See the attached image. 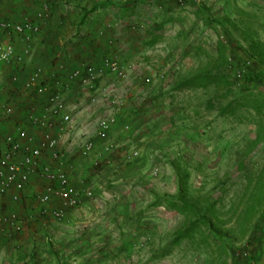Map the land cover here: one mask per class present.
<instances>
[{"label": "rangeland", "instance_id": "374dc122", "mask_svg": "<svg viewBox=\"0 0 264 264\" xmlns=\"http://www.w3.org/2000/svg\"><path fill=\"white\" fill-rule=\"evenodd\" d=\"M65 1L0 0V21L37 22L46 4L48 17L38 22L49 25ZM75 3L119 35L94 47L100 63L79 54L67 70L58 58L47 76L49 87L69 86L73 123L60 131L58 149L83 207L61 221L43 216L41 186L27 188L3 207L22 230H0V264H264V0ZM108 58L128 68L126 79L108 74L93 90L68 83L72 71ZM21 64L0 62V103L15 110L0 113V147L11 124L29 115L7 98ZM117 107L129 120L116 115L102 143L110 148H102L98 123ZM88 141L94 149L84 157Z\"/></svg>", "mask_w": 264, "mask_h": 264}, {"label": "built area", "instance_id": "2783aa9c", "mask_svg": "<svg viewBox=\"0 0 264 264\" xmlns=\"http://www.w3.org/2000/svg\"><path fill=\"white\" fill-rule=\"evenodd\" d=\"M48 10L49 6L45 4L38 13L36 21L48 17ZM37 22L29 18H24L19 22L0 21V32L8 38L7 41L0 42L1 63L15 61L19 64L23 63L24 58L21 54L18 55L12 39L19 37L27 46L24 54H28L33 39L41 32V26ZM127 71L128 68L122 65L117 58H108L98 67L83 66L72 71L68 76V83L73 82L85 89L93 90L105 80L108 74L119 79H126ZM46 77L42 69H37L26 83L27 90L44 97L43 107L38 113L34 112L28 116V125H19L14 132L7 134L3 138L4 146L0 147V226L3 225L5 229L13 232H20L22 223L16 213L8 215L3 213L2 199L13 193V201L19 202L33 176L40 177L45 182L44 192L40 196L43 216L49 215L56 220H63L66 218L68 209L77 208L80 205L82 196L80 191L73 186L62 162L63 155L58 149L60 131L62 132L65 126L73 123V112L67 104L64 93L69 86L65 85V87L62 82L57 81L49 87L46 84ZM1 80L0 74V84ZM13 81L17 82L18 78H13ZM0 113L12 116L15 110L10 105L0 103ZM116 119V116H111L99 121L97 132L100 139L108 138ZM29 128L37 132L33 135L29 132ZM93 149L94 143L88 141L82 149V155L84 157L91 155ZM138 155L139 153L135 152L133 157H138ZM51 162L57 165L53 167ZM84 195L91 197L92 192L87 191ZM54 199L59 201V208L50 207Z\"/></svg>", "mask_w": 264, "mask_h": 264}, {"label": "crops", "instance_id": "0c3cea01", "mask_svg": "<svg viewBox=\"0 0 264 264\" xmlns=\"http://www.w3.org/2000/svg\"><path fill=\"white\" fill-rule=\"evenodd\" d=\"M95 1L97 0H93V2ZM65 2L68 4V6L66 7L67 9L65 8L64 10V8H62L61 5L60 6L61 10L59 9L57 11H53L54 12L52 15L53 19L51 20V23L49 25H47L46 23L45 24L40 23L42 26V30H41L42 32L38 36L36 41L33 42L32 44L33 51L31 55L24 57L25 58L24 62L18 68L16 75L19 77V82L17 84H13V87H15V89L10 90L7 98L9 100L8 102H10L16 107V110L18 111L20 116L25 115V113L30 115V111H35V113H38L40 109H38L37 107L44 100V97H40L34 94L33 92H31L30 90L26 89V83L35 70L43 69L45 75L50 77L48 73L55 70V65L57 64L56 60H58V58H59L58 61H60V63H63L64 60H66L65 64L67 66L66 68L67 70L74 69L80 64L79 54H81V58L91 59L93 62L100 63L101 60H103L102 57H104V55H101L100 57L99 56L100 52H95L94 51L95 48L99 47L100 49H102L104 40L108 41L107 38L109 37L117 38L119 36L117 35V33L108 31L109 29L108 30L105 29V27H103L102 24L99 23L101 21L100 19L101 16H98L96 12L94 13L90 12L89 14L85 12H81L80 10L75 8L78 5L77 3H75L76 0H67ZM86 3L89 2L87 1ZM9 5H11V2ZM83 5L85 6V4ZM85 17L86 20H83L85 19ZM12 18L14 19V17ZM120 33L121 32H119L118 34ZM17 48H18L17 49L18 52L21 53L23 46L17 45ZM47 80L49 79H47L46 77V81ZM0 97L4 99L3 96ZM123 99L118 101L119 105L123 104L124 102ZM1 102L3 101L1 100ZM115 110L116 112L114 113V115L118 116V120L119 118L120 119L123 118V115H121L120 113H124L125 110L122 107H117ZM122 120L125 123L128 122L129 119L127 120L125 118V119H121V121ZM22 123H23L22 121L19 123L16 122L14 123V125L12 123L11 127H9L8 129V131H10L9 133H12L13 131L12 127L16 128L17 126L22 125ZM29 130L30 132L34 131V129L31 130L30 128ZM112 132L113 131L109 133V136L112 135L111 134ZM102 143L105 142L104 140L100 139L98 141V145H101L102 148H106V149L110 148V146H108L107 144H102ZM1 144L3 145V143ZM38 185L41 186V190L44 192V188H45L44 182L38 180L37 176H33L31 178L30 184L27 187L30 190H28V192L27 191L25 192L29 194L30 191L32 190L31 188L39 189ZM12 195L13 193H10L5 197H3L2 200H3L4 208L7 206L12 207V203L15 204V202L12 199ZM79 206L83 207V203ZM23 208L24 206L23 207L19 206L18 211H21ZM26 224L31 225L30 222L29 223L26 222ZM0 230L4 232V230L6 229L2 225L0 226ZM6 231L8 233L11 232L8 229ZM22 248H24V246Z\"/></svg>", "mask_w": 264, "mask_h": 264}, {"label": "trees", "instance_id": "16d2710c", "mask_svg": "<svg viewBox=\"0 0 264 264\" xmlns=\"http://www.w3.org/2000/svg\"><path fill=\"white\" fill-rule=\"evenodd\" d=\"M84 14H85V13H84ZM85 15H86V14H85ZM86 16H87V15H86ZM83 20H86V17H85V19H83ZM37 23H38L39 25H41L39 22H37ZM3 35H4L5 37H7L5 34H3ZM18 39H20V38L18 37ZM0 42H4V41H0ZM32 44H33V42H32ZM32 44L30 45V47H32ZM16 50H17V48H16ZM17 53H18V55H19L18 50H17ZM20 54H21V57H23V58L25 57V56H24L25 54H24L23 52H21ZM23 60H24V59H23ZM23 62H24V61H23ZM18 79H19V77H18ZM17 82H18V81H17ZM13 84H15V83L13 82ZM99 84H100V83H99ZM98 86H99V85H98ZM98 86H97V87H98ZM28 116H29V115H28ZM28 116L25 117V115H24L25 118H21V119L19 120V122L22 121V122H23L22 124H24V125H28V124H27V123H28V122H27V120H28ZM19 122H18V123H19Z\"/></svg>", "mask_w": 264, "mask_h": 264}]
</instances>
